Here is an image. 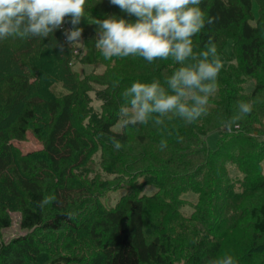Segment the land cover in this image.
<instances>
[{
  "label": "trees",
  "instance_id": "trees-1",
  "mask_svg": "<svg viewBox=\"0 0 264 264\" xmlns=\"http://www.w3.org/2000/svg\"><path fill=\"white\" fill-rule=\"evenodd\" d=\"M98 1L86 0L77 26L83 30V48L77 53L63 35L70 23L45 39L0 41V264L87 263L85 253L65 255L56 248L46 255V242L65 233L82 242L93 239L100 255L97 264H173L170 249L177 227L192 225L209 236L223 225L228 233L243 212L264 235V198L244 205L264 188V0H203L200 5L205 18L214 22L193 37L194 52L199 54L211 40L219 58L227 61L206 116L192 124L164 118L162 125L149 122L122 132L113 130L124 103L122 92L134 82L163 84L180 65L171 60L149 64L138 57L105 60L95 48V20L135 18L115 6L103 11ZM229 41L231 56L224 53ZM79 60L105 70L81 78L72 68ZM59 85L62 92L56 90ZM92 91L102 103L101 112L91 105ZM241 101L252 111L228 130ZM29 130L43 150L19 156L10 142L24 139ZM212 132L219 134L215 150L207 145ZM112 136L121 142L119 150ZM162 139L167 141L163 150ZM234 166L240 177L231 176ZM148 186L157 192L143 194ZM118 189L128 194L116 207L106 208L101 198ZM188 193L197 203L185 217L181 210ZM48 195L56 202L41 210L37 202ZM6 204L21 212L23 229L33 230L10 243L2 234L11 226L1 206ZM194 264L205 262L198 257Z\"/></svg>",
  "mask_w": 264,
  "mask_h": 264
},
{
  "label": "clouds",
  "instance_id": "clouds-1",
  "mask_svg": "<svg viewBox=\"0 0 264 264\" xmlns=\"http://www.w3.org/2000/svg\"><path fill=\"white\" fill-rule=\"evenodd\" d=\"M203 0H109L134 22L115 16L95 20V48L105 60L138 57L152 64L171 60L180 65L163 84L134 82L122 92L119 125L130 126L164 123V118H178L185 124L196 122L208 114L210 97L217 91V80L223 63L211 40L199 54L194 52L193 37L214 18H205L200 5ZM86 0H0V41L8 38H48L65 23V43L80 45ZM63 52V45H60ZM252 107L238 103L237 114L225 126L230 130L238 119L251 113ZM111 142L116 150L122 147L115 136ZM167 141H160V148ZM54 195L43 197L37 207L43 210L56 202ZM209 264H236L231 255L217 257Z\"/></svg>",
  "mask_w": 264,
  "mask_h": 264
},
{
  "label": "rangeland",
  "instance_id": "rangeland-1",
  "mask_svg": "<svg viewBox=\"0 0 264 264\" xmlns=\"http://www.w3.org/2000/svg\"><path fill=\"white\" fill-rule=\"evenodd\" d=\"M98 7L103 11L109 10L114 6L109 3V0H99ZM116 7V6H115ZM260 6L257 1L254 2V16L259 17ZM256 22V21H255ZM253 22V24H255ZM71 29L70 27L64 26L63 30ZM80 45L74 46L76 48V53L83 48V39L81 38ZM83 51V50H82ZM224 53L227 56L232 54V43L229 41L224 49ZM223 64H227L226 60H223ZM235 62V61H233ZM236 63V62H235ZM74 71L78 72V75L81 78H84L91 73L102 74L105 70L104 66L98 65H84L82 62L75 61L72 65ZM248 91H251L253 83H249ZM100 89V87H96ZM56 90L62 92V87L59 85ZM91 98L93 99L91 105L94 110L101 112V101L96 98L95 92L90 93ZM115 132H122V128L119 125V121L113 127ZM219 134L217 132H212L207 137V145L212 150H215L218 144ZM11 146L14 149H17L18 155H29L32 153H38L43 150V145L41 142L33 135V131L29 130L22 140H11ZM100 154L95 156V163L99 165ZM264 170V161L261 163ZM97 166V171H99ZM231 176L233 178L240 177V173L237 168L234 166L230 169ZM13 175V174H12ZM157 190L154 187L148 186L143 190V194L151 196L155 194ZM128 194L126 190H115L110 193H107L104 197L101 198V202L106 208L116 207L122 198ZM264 198V188L259 190L255 194H251L248 197L244 205H254L257 204L260 200ZM185 200V205L182 208V214L185 217H190L194 212V205L197 203V197L191 193H188L183 196ZM5 206L4 211L9 214L11 218V226L9 228L3 229V241L5 243H10L14 239L24 237L28 234H31L33 230L23 229L21 227V212L11 204L1 205ZM244 215L242 219L238 221L236 227L230 232L227 233V230L224 229V226L217 232H213V235L206 236L203 235V232L198 230L194 226H183V230L180 227L176 228V233L174 235L175 242L171 245L170 256L173 258V264H194V261H198V257H202L205 264H209V261L221 257L224 255H231L236 260V264H264V235L256 232L253 227V219L250 218L248 212H243ZM45 237H51L50 234H44ZM88 237V236H86ZM209 240L208 238H212ZM93 239L86 238L84 242L80 239L73 240L71 235L65 233L63 235H56L51 241L46 242V252L47 256H52V252L57 248L58 252H61L65 255H78L85 253L87 256V263L84 264H97L99 261V251L97 250V245H95ZM176 259V260H175Z\"/></svg>",
  "mask_w": 264,
  "mask_h": 264
},
{
  "label": "built area",
  "instance_id": "built-area-1",
  "mask_svg": "<svg viewBox=\"0 0 264 264\" xmlns=\"http://www.w3.org/2000/svg\"><path fill=\"white\" fill-rule=\"evenodd\" d=\"M236 128L238 129L239 127H238V126H236Z\"/></svg>",
  "mask_w": 264,
  "mask_h": 264
}]
</instances>
